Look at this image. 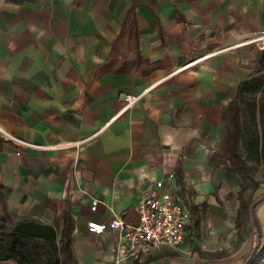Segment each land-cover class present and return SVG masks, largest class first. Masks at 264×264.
Instances as JSON below:
<instances>
[{"label":"crops","instance_id":"0c3cea01","mask_svg":"<svg viewBox=\"0 0 264 264\" xmlns=\"http://www.w3.org/2000/svg\"><path fill=\"white\" fill-rule=\"evenodd\" d=\"M130 1L142 63L134 72L95 77ZM261 35L264 0H0V183L7 211L48 223L67 210L74 264H114L118 231L89 233L86 222L120 215L135 223L137 199L164 180L186 202L183 241L124 264H242L259 239L258 255L264 229L237 237L239 177L226 171L218 144L225 105L250 73L245 41ZM138 93L121 111L123 95ZM92 199L97 204L89 210ZM260 257L254 264H264Z\"/></svg>","mask_w":264,"mask_h":264},{"label":"trees","instance_id":"16d2710c","mask_svg":"<svg viewBox=\"0 0 264 264\" xmlns=\"http://www.w3.org/2000/svg\"><path fill=\"white\" fill-rule=\"evenodd\" d=\"M135 7L136 4L130 1L117 34L110 42L107 60L97 65L95 77L105 73L134 72L140 67ZM252 48L249 47L252 53L247 63L250 73L238 81L234 97L225 105L228 120L218 144L219 154L227 161L226 171L239 177L235 221L238 238V228L249 220L252 222L251 204L254 203L255 207L264 200V192L251 198L258 183L264 182V44ZM259 165L262 166L260 178L255 179L253 172ZM175 172L180 183L178 168ZM5 192L6 188L0 183V200ZM46 208L54 211L49 201H46ZM3 210L0 216V261L11 260L14 264L73 263L70 246L72 219L67 210H63L59 218L53 215L48 223L20 216L9 228L2 227L7 215L4 202ZM252 227L259 232L257 225L252 224ZM256 253L257 250L249 260L247 256L242 264H254L260 251L258 255Z\"/></svg>","mask_w":264,"mask_h":264},{"label":"built area","instance_id":"2783aa9c","mask_svg":"<svg viewBox=\"0 0 264 264\" xmlns=\"http://www.w3.org/2000/svg\"><path fill=\"white\" fill-rule=\"evenodd\" d=\"M259 40H264V35L246 42L248 44ZM140 96L141 93L123 95L121 111L132 106ZM6 136L26 147L51 148L50 145H36L9 135ZM70 145L74 146L76 143ZM171 176L172 174L169 173L166 178L170 179ZM150 185L151 187L144 191L134 205L135 223L125 222L120 215L111 216L105 223L94 220L86 222V229L89 233L99 234L104 229L118 231L122 248L115 255L114 264H124L126 261L161 246L176 247L183 241L184 226L189 219L188 211L176 200L173 191L164 184V180L153 181ZM96 204L97 200L92 199L89 210H94Z\"/></svg>","mask_w":264,"mask_h":264},{"label":"rangeland","instance_id":"374dc122","mask_svg":"<svg viewBox=\"0 0 264 264\" xmlns=\"http://www.w3.org/2000/svg\"><path fill=\"white\" fill-rule=\"evenodd\" d=\"M262 36V35H261ZM259 37V36H258ZM256 38V37H255ZM253 39V38H252ZM251 40V39H250ZM248 41V40H247ZM246 42V41H245ZM264 43V40H259V41H255V42H253V43H248L249 44V46H250V48L251 47H253V48H259V47H261L262 46V44ZM252 48V49H253ZM250 53H252V50L250 51ZM261 168H262V166L261 165H259V166H256V168H255V170H254V172H253V177L255 178V179H259L260 178V172H261ZM173 191V190H172ZM262 192H264V182H259L258 183V186H257V188L253 191V193H252V196H251V198L252 197H254V196H256L257 194H259V193H262ZM178 193V192H177ZM175 198L179 201V202H181V203H185L186 204V202H185V200L183 199V196H180V194L178 193L177 194V197L175 196ZM185 206V205H184ZM186 207V206H185ZM3 201H2V198H1V200H0V216L3 214ZM6 211V213H7V215H6V219L5 220H3L2 221V227L3 228H9L10 226H11V224L12 223H14L20 216H16V215H14L13 213H11V212H9V211H7V210H5ZM253 213H254V218H255V221H258L259 222V224H257L258 225V229H259V232H260V230H263L264 229V220H263V218H262V213L264 214V205H262V207H261V209L259 210V213L258 214H256V212H255V210L253 211ZM251 229H253V227H252V222L249 220V221H247L244 225H242V226H240L239 228H238V234L241 236H245L246 234H247V232L248 231H250ZM260 234V233H259ZM186 240H188L187 239V236H186V238H185V241ZM236 240H237V237H236ZM257 241H259V239L257 240ZM236 242H238V240L236 241ZM216 242H214V244H215ZM217 244H219V242H217ZM264 244V243H263ZM235 247V246H234ZM233 248V247H232ZM214 249V248H213ZM229 250V249H228ZM261 252H263L264 253V247H260V253H259V257H260V254H261ZM223 253V252H222ZM225 253V252H224ZM219 255H221V252H205L204 254H202V256H205V257H218ZM264 259V254H262L261 255V257H260V259L258 260V262L260 261V260H263ZM72 264H74V259H73V263Z\"/></svg>","mask_w":264,"mask_h":264},{"label":"water","instance_id":"95a60500","mask_svg":"<svg viewBox=\"0 0 264 264\" xmlns=\"http://www.w3.org/2000/svg\"><path fill=\"white\" fill-rule=\"evenodd\" d=\"M253 207H254V203L251 204L250 208H251L252 224L254 225V227H256V221H255L254 214H253ZM257 245H258V241L256 242V244L253 246L252 250L250 251V255L247 258V260H249L252 257V255L254 254V252H255V250L257 248Z\"/></svg>","mask_w":264,"mask_h":264}]
</instances>
